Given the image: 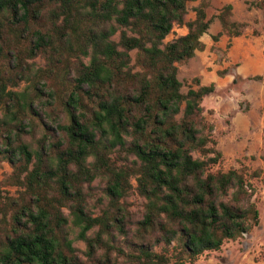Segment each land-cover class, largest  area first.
Instances as JSON below:
<instances>
[{"label": "trees", "instance_id": "1", "mask_svg": "<svg viewBox=\"0 0 264 264\" xmlns=\"http://www.w3.org/2000/svg\"><path fill=\"white\" fill-rule=\"evenodd\" d=\"M190 1L0 0V165L13 168L0 181V264H85L70 223L95 264L123 250L115 231L125 264H193L260 223L247 167L214 169L224 154L203 102L216 85L194 77L183 91L179 65L212 24L209 0L186 18ZM232 10L216 41L247 26ZM175 25L187 33L166 41ZM98 178L97 214L85 184ZM133 189L147 199L134 228Z\"/></svg>", "mask_w": 264, "mask_h": 264}, {"label": "rangeland", "instance_id": "2", "mask_svg": "<svg viewBox=\"0 0 264 264\" xmlns=\"http://www.w3.org/2000/svg\"><path fill=\"white\" fill-rule=\"evenodd\" d=\"M209 1L210 5L207 8L208 18L212 19V23L219 22L217 15L225 4L222 6L215 5L212 0ZM253 1L260 0H236L235 4L232 3L231 19L247 23L242 35L246 34L247 37L251 38H254V36L264 38V9L250 6ZM198 4L199 0L189 2L186 16L188 20L196 17L194 9ZM182 27L184 26L175 25L174 30L167 36L166 41L183 34ZM114 37L118 38V35ZM230 46L231 42L228 40L225 48L213 47L219 53L217 62L224 67L219 70L222 76H225V72L234 73V65L225 68L223 63L227 60V52ZM36 61L40 65L45 63L42 57H37ZM179 78L185 81L183 91L186 92L193 78L183 68L179 71ZM203 103L207 110H214V113L207 112V116L218 125L215 135L224 139L222 145L228 151L226 154L224 153L222 163L216 165L214 169L221 168L226 171L230 168L241 169L243 166L247 167V178L256 187L254 199L260 211V223L236 240H226L221 249L205 251L193 264H264V172L261 177L252 176L254 170H264V79L237 78L235 84L229 81V86L225 85L214 96L205 98ZM239 117L251 119L250 122H252L248 128H238V123H235V121ZM254 145H259V149L256 152H251L250 147ZM240 147H242V150ZM194 154L198 156V153L195 152ZM12 170L13 168L8 162H3L0 165V181L5 174L11 173ZM133 182L136 186V181ZM6 188L11 193L16 194V187L7 186ZM85 188L89 193L88 199L92 209L95 213H100L108 202L104 193V182L98 178L89 185L85 184ZM146 202L147 199L135 189L126 197L125 205L131 213L132 219L128 225H131L132 228H134L132 222L142 217ZM65 212L68 213V210L65 209ZM97 228L90 230L88 234L91 235ZM79 231V227L70 223L69 236L73 239V244L77 248L79 255L85 264H95L85 253L87 244L78 237ZM115 233L116 240L113 244L123 250L116 248L120 251L119 253L113 248L111 258L114 264H125L123 254V251L127 250L125 236L118 231H115Z\"/></svg>", "mask_w": 264, "mask_h": 264}, {"label": "crops", "instance_id": "3", "mask_svg": "<svg viewBox=\"0 0 264 264\" xmlns=\"http://www.w3.org/2000/svg\"><path fill=\"white\" fill-rule=\"evenodd\" d=\"M235 2L236 0H212L213 4L221 6L227 3L235 4ZM219 22L216 21L212 23L209 30L202 35L201 40L204 42L205 48L196 49L193 57L179 65V71L183 68L192 78L199 77L202 84L209 85L214 83L216 85L215 91L206 98L214 96L216 92L224 88L225 85L229 86V81L235 84L237 78H250L254 80L264 79V38L258 36L251 38L247 37L246 34L230 37L224 33L220 36L219 40L216 41L213 36L218 35L223 29L221 22ZM181 29L183 30V34L188 31L186 26ZM228 40H230L231 46L227 52V60L223 63L225 68L234 65V73L225 72V76H222L219 70L224 67L217 62L219 53L216 48L214 49L213 47L219 46L225 48V44ZM256 75H262V79H256ZM232 77L233 79H231ZM250 120V118L245 119L239 117L235 123H238V128L246 129L252 122H250ZM216 127L215 131L217 132L218 125H216ZM217 140L219 149L222 150L223 154H226L228 151H226L225 147L222 145L224 139L219 136ZM240 149L242 150V147H240ZM257 149H259V145L250 147L251 152H256Z\"/></svg>", "mask_w": 264, "mask_h": 264}]
</instances>
